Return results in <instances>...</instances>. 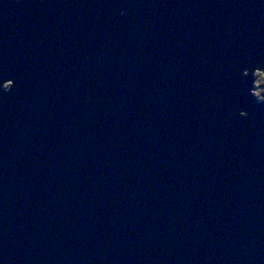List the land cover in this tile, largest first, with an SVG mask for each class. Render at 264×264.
Wrapping results in <instances>:
<instances>
[{
  "label": "water",
  "instance_id": "obj_1",
  "mask_svg": "<svg viewBox=\"0 0 264 264\" xmlns=\"http://www.w3.org/2000/svg\"><path fill=\"white\" fill-rule=\"evenodd\" d=\"M257 71L264 0H0V264H264Z\"/></svg>",
  "mask_w": 264,
  "mask_h": 264
},
{
  "label": "rangeland",
  "instance_id": "obj_2",
  "mask_svg": "<svg viewBox=\"0 0 264 264\" xmlns=\"http://www.w3.org/2000/svg\"><path fill=\"white\" fill-rule=\"evenodd\" d=\"M255 76H256V82H255L256 89L254 90V93L260 100L259 97H264V72L257 71L255 73ZM5 87L7 88L8 84H6Z\"/></svg>",
  "mask_w": 264,
  "mask_h": 264
}]
</instances>
